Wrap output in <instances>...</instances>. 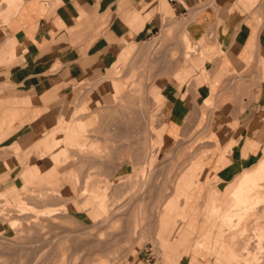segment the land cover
<instances>
[{
    "label": "crops",
    "instance_id": "0c3cea01",
    "mask_svg": "<svg viewBox=\"0 0 264 264\" xmlns=\"http://www.w3.org/2000/svg\"><path fill=\"white\" fill-rule=\"evenodd\" d=\"M169 26L177 36L184 28L200 46L207 41V60L186 61L175 74L181 82L161 80L149 90L151 109L163 105L160 123H118L115 130L143 131L161 151L175 143L191 153L192 166L174 188L177 203L159 216L157 238L167 247L159 264H231L242 242L211 210L233 209V191L223 197L227 185L263 156L264 0H0V202L21 204L27 192L60 180L71 189L77 170L65 164L67 137L79 135L73 146L86 151L93 121L76 117L104 103L93 90L64 119L76 85L102 80ZM119 90L112 88L113 101ZM195 147L206 152L203 159L195 161ZM41 158L52 167L32 181ZM129 167L125 162L114 174L127 176L132 172H120ZM172 216L183 218L179 228ZM196 242L212 247L203 253Z\"/></svg>",
    "mask_w": 264,
    "mask_h": 264
},
{
    "label": "rangeland",
    "instance_id": "374dc122",
    "mask_svg": "<svg viewBox=\"0 0 264 264\" xmlns=\"http://www.w3.org/2000/svg\"><path fill=\"white\" fill-rule=\"evenodd\" d=\"M172 23L166 22L167 25ZM186 35L195 48L187 59L183 45V37ZM149 43L139 45L120 66L104 74L102 80L75 86V99L64 119H68L71 111L93 90H99L104 101L100 107L76 117L80 121H93L88 138L85 139L88 146L86 151L82 147L81 154H78L73 146L79 135L67 137V143H71L72 148L71 151L67 150L68 161L64 163H73L77 170L73 177L77 178L78 183L74 181L76 185L68 184L71 188L69 190L60 180L56 184L40 186L27 192L21 204L0 202V264H159L158 257L167 248L157 238L159 216L165 211L166 202L177 203L172 195L178 179L192 166L191 153L175 143L161 151L154 145V138L149 142L146 139L149 137H144L143 131L141 134L132 130L118 133L115 128L118 123L134 125L146 121L149 124L155 119L160 123L165 117L161 114L163 105L154 104L151 109L149 90L153 86H160L161 80L174 79L181 82L175 74L186 61L198 58L199 62H205L207 55L200 56V50L203 48L201 51L205 52L207 41L201 40L200 46L193 42L184 28L182 34L177 36L174 28L169 26L162 34L156 35L148 47ZM178 43L182 50L177 49ZM114 86L120 88V97L116 101H113ZM209 102L212 103L211 98ZM96 123L100 124V130L96 129ZM200 149L202 147H195V155ZM114 151L116 155L113 157ZM205 155V151L199 152L195 161L203 159ZM81 157H86L87 163H80ZM263 157L264 154L261 159ZM125 162L131 167L121 171L120 175L132 173L118 178L114 174L115 170ZM202 164L197 162L195 167ZM255 168L256 165L248 172ZM85 174L86 178L81 177ZM240 179L236 178L227 185L226 194L223 195L225 200ZM94 194L97 200L106 195V203L110 206H107L106 216L97 207ZM211 211L219 223L225 224L226 229L230 228L222 219V210ZM255 218L248 217L240 225V228L244 227V233L240 234L239 227L232 232L242 242V255L247 256L244 245L246 248L249 246L250 252L255 251L253 254L256 255L253 256L259 258L255 264H264V234L261 228L264 216L257 218L258 222ZM172 220L175 228H179L177 223L183 218L172 216ZM256 222H261L260 227L255 226ZM245 240L250 244H244ZM198 243L194 244V249L198 248ZM252 245H258L257 250ZM150 253L156 259L151 261L146 256ZM239 254L235 257L236 262L247 264V257ZM207 256L213 263L212 257ZM218 262L216 260L214 264Z\"/></svg>",
    "mask_w": 264,
    "mask_h": 264
},
{
    "label": "bare ground",
    "instance_id": "6f19581e",
    "mask_svg": "<svg viewBox=\"0 0 264 264\" xmlns=\"http://www.w3.org/2000/svg\"><path fill=\"white\" fill-rule=\"evenodd\" d=\"M184 42H185V45H186L185 57L187 59V58H190V54L194 52L195 48L191 44V39L188 38L187 35L184 37ZM204 53H205L204 51H201L200 56L201 55H206ZM203 59H205L204 56H203ZM209 105H211V103L209 102V99H208V101L205 102V106L209 107ZM263 154H264V149H263ZM51 167H52V165H51V163L49 162L48 159H42L41 158V161H40L39 165L37 166V168L35 169V171L32 174L29 175V176H31L30 177L31 180L35 181L33 179V177H35L36 173H40V172L46 171L47 169H49ZM62 168L63 167H61V169ZM73 178L75 179L76 177L74 176ZM76 180H77V178L75 180L72 179L71 182L74 183V185H76L78 183L77 182L78 180L77 181ZM74 181H76L77 183L74 182ZM70 186H72V185H70ZM43 193H45V192H43ZM92 193H94V192H92ZM94 196H95V194H94ZM105 196L106 195H103L101 197V199H99V200H97V196L93 197L94 200H96V202L98 203L97 207L103 212L104 216H106V212H108V208L110 207L106 203ZM107 198H109V197H107ZM230 198H231V200H232V202L234 204L233 207H232L233 209H231L230 211H228L224 215H222V219L229 225L227 227H230L228 229H232L231 231H233L235 229H238V227L240 228V225H242V223L247 221L248 217H255L256 216L258 219H260V217L264 216V157L258 162V164L256 165V168L253 171L246 172V173H244L242 175L241 179L239 180V182L237 183L235 189L233 190ZM173 199L176 200L174 196H173ZM58 200H60V199H58ZM107 206H108V208H107ZM173 206H175L174 203H170V202L167 203L166 202V204L164 205V210L168 211V212H171V209H172ZM213 209L214 208L212 207V210ZM217 210H218V208H217ZM216 211H214V212L216 213ZM257 218H255V219H257ZM258 219H257V222L259 221ZM253 220H251V221H253ZM256 223H255V226L258 227L261 222L257 223L258 225H256ZM263 223L264 222L261 223L262 226H263ZM262 226H261L262 234H264V228H263L264 226L263 227ZM224 228H225V226H224ZM239 231H240V234L244 233V227L240 228ZM257 232H258V230H257ZM262 234L260 233V236ZM255 236H256V233H255ZM245 241H244V244H246V243H247V245L250 244V243L248 244V240L246 242ZM255 245L254 246L252 245L253 248H256L259 244L256 247H255ZM211 247H212V244L209 245V244L200 243L198 245L197 250L204 253V251H207L208 249H211ZM244 248H245L244 252L247 251V256H246V254H243L245 257H247L246 258L247 264H255L256 260H259V258L256 259L254 257L256 254H253V252L255 253V251H253V248H252L253 252H250L251 249H248L249 246H247V248H246V245H244ZM256 250H257V248H256ZM251 253H252V255H250ZM240 254H241V256H243L242 255V251H241ZM218 261H219L218 264H224L222 261H220V260H218ZM231 264H238V262H236V260L234 259L231 262Z\"/></svg>",
    "mask_w": 264,
    "mask_h": 264
}]
</instances>
